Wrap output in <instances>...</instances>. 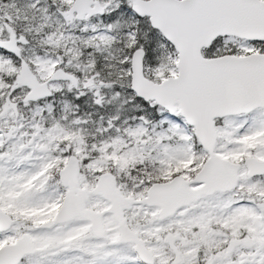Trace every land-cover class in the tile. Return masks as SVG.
<instances>
[{
  "label": "snow or ice",
  "instance_id": "obj_1",
  "mask_svg": "<svg viewBox=\"0 0 264 264\" xmlns=\"http://www.w3.org/2000/svg\"><path fill=\"white\" fill-rule=\"evenodd\" d=\"M0 264H264V0H0Z\"/></svg>",
  "mask_w": 264,
  "mask_h": 264
}]
</instances>
